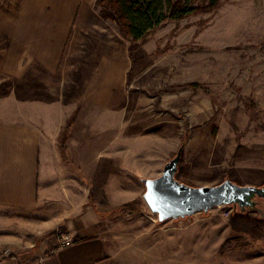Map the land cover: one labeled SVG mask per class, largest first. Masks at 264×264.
Instances as JSON below:
<instances>
[{
	"label": "rangeland",
	"instance_id": "1",
	"mask_svg": "<svg viewBox=\"0 0 264 264\" xmlns=\"http://www.w3.org/2000/svg\"><path fill=\"white\" fill-rule=\"evenodd\" d=\"M0 66L7 90L22 67L24 94L62 106L78 98L58 133L42 128L48 171L65 167L63 182L48 173L47 189L88 195L105 264H264V198L160 222L142 182L183 147L180 182L264 187V0H219L138 41L115 31L96 0H0ZM16 232L21 244L0 245V264L44 263L36 231Z\"/></svg>",
	"mask_w": 264,
	"mask_h": 264
},
{
	"label": "crops",
	"instance_id": "2",
	"mask_svg": "<svg viewBox=\"0 0 264 264\" xmlns=\"http://www.w3.org/2000/svg\"><path fill=\"white\" fill-rule=\"evenodd\" d=\"M16 70L20 72L15 73V87L7 90L0 77V245L21 244L16 231L22 228L36 231V241L49 251L42 264H105L107 238L98 211L83 208L88 195L82 197L71 190L65 193L62 188L63 197L57 195L59 191L47 189V175L54 168L47 169L49 142L44 140L42 128L46 124L49 133H58L64 119L75 111L72 103L79 100L68 95L65 107L56 104L64 101L61 97L24 94L17 89L24 80L20 78L23 69ZM55 169L62 181L65 167L58 164ZM60 227L65 231L48 239L43 236L47 230ZM60 234L70 235L73 244L57 247Z\"/></svg>",
	"mask_w": 264,
	"mask_h": 264
},
{
	"label": "water",
	"instance_id": "3",
	"mask_svg": "<svg viewBox=\"0 0 264 264\" xmlns=\"http://www.w3.org/2000/svg\"><path fill=\"white\" fill-rule=\"evenodd\" d=\"M183 147L163 167L159 177L142 179L143 194L150 210L160 222L185 218L223 204L254 208V197L264 198V187L239 185L225 179L214 186H190L175 178Z\"/></svg>",
	"mask_w": 264,
	"mask_h": 264
},
{
	"label": "trees",
	"instance_id": "4",
	"mask_svg": "<svg viewBox=\"0 0 264 264\" xmlns=\"http://www.w3.org/2000/svg\"><path fill=\"white\" fill-rule=\"evenodd\" d=\"M218 2L192 5L187 0H96V11L115 31L138 41L166 21L209 12Z\"/></svg>",
	"mask_w": 264,
	"mask_h": 264
},
{
	"label": "built area",
	"instance_id": "5",
	"mask_svg": "<svg viewBox=\"0 0 264 264\" xmlns=\"http://www.w3.org/2000/svg\"><path fill=\"white\" fill-rule=\"evenodd\" d=\"M57 240H58L59 247H67V246H70L72 244V242H73V239L68 234H60L58 236ZM5 254L6 253L1 252V250H0V260H2V259L5 258L4 257ZM8 264H10V263H8Z\"/></svg>",
	"mask_w": 264,
	"mask_h": 264
},
{
	"label": "flooded vegetation",
	"instance_id": "6",
	"mask_svg": "<svg viewBox=\"0 0 264 264\" xmlns=\"http://www.w3.org/2000/svg\"><path fill=\"white\" fill-rule=\"evenodd\" d=\"M254 198H255V197H254ZM259 198H260V197H259ZM254 203H255V206H254V207H257V205H258V200L254 201ZM260 210H262V208H261Z\"/></svg>",
	"mask_w": 264,
	"mask_h": 264
}]
</instances>
